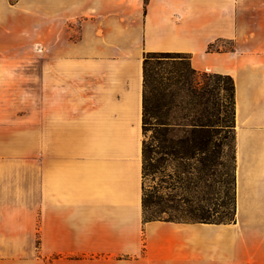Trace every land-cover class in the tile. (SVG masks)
<instances>
[{
	"label": "crops",
	"instance_id": "crops-1",
	"mask_svg": "<svg viewBox=\"0 0 264 264\" xmlns=\"http://www.w3.org/2000/svg\"><path fill=\"white\" fill-rule=\"evenodd\" d=\"M32 2L0 0V264H264V0ZM149 52L235 79L233 223L145 220Z\"/></svg>",
	"mask_w": 264,
	"mask_h": 264
},
{
	"label": "trees",
	"instance_id": "trees-1",
	"mask_svg": "<svg viewBox=\"0 0 264 264\" xmlns=\"http://www.w3.org/2000/svg\"><path fill=\"white\" fill-rule=\"evenodd\" d=\"M191 58V54L181 52H149L145 56L144 133L152 128L154 134L151 144L144 141L143 171L144 177L148 171L163 174L166 163L173 160L183 168L181 175L185 176L194 162L197 186L212 188L216 181L215 168L224 165L219 162L224 153L221 134L231 129L236 131V82L229 74L195 69ZM181 175H178V183L187 190L192 181ZM157 196L159 200L153 203L161 206V210L146 221L233 223L237 209L236 169L233 208L225 202V214L218 218L210 209V199L204 195L194 216L163 217L161 213L168 214V210L161 189L157 190ZM151 204L144 188L145 213Z\"/></svg>",
	"mask_w": 264,
	"mask_h": 264
},
{
	"label": "rangeland",
	"instance_id": "rangeland-1",
	"mask_svg": "<svg viewBox=\"0 0 264 264\" xmlns=\"http://www.w3.org/2000/svg\"><path fill=\"white\" fill-rule=\"evenodd\" d=\"M20 0H7V7L4 16H7L12 23L18 21H25L27 24L32 23L33 20V2L32 0H26L25 4H22V9L17 10L15 6ZM13 2H17L12 4ZM13 26V25H11ZM11 29V28H8ZM9 32V30H7ZM11 41L22 40L25 41L23 48L24 52H35L37 45L33 42L32 34L26 33L25 36L18 37L17 34L9 35ZM4 37V36H3ZM223 47L224 49H231L235 47L232 42L220 43L217 48ZM224 83V82H223ZM224 97L225 92H221ZM154 130L150 128L145 133V141L148 144L152 142V136ZM221 142H223V156L219 158V162H223L222 165H218L215 170L217 171L214 176L215 182H213L212 188L200 185L197 186L196 179L197 173L195 171L194 162L188 167L187 175H181L183 168L179 167V163L173 160L166 163L164 173H157L154 171H148L145 176V192L148 199L151 200V208L145 213V220L150 218L156 211L161 210V206L155 205L153 202L158 201L157 190L161 189L165 195V206L168 210V214L164 213L163 217L177 216V217H191L195 215L196 210L199 208V200L201 196L210 199L212 207L210 208L215 217L225 214L226 211L223 207L225 202L229 203V208H233V198L235 197V169H236V134L235 130L231 129L221 134ZM155 156V155H154ZM178 175L187 177L191 184H188V189L181 188L178 183ZM212 184V183H211ZM215 204V205H214ZM171 206V207H168ZM160 214V213H159Z\"/></svg>",
	"mask_w": 264,
	"mask_h": 264
}]
</instances>
